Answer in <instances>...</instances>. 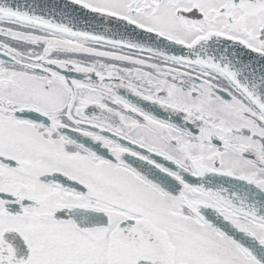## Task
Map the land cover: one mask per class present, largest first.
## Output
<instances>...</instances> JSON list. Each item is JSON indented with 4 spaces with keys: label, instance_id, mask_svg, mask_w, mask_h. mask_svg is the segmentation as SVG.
<instances>
[{
    "label": "snow or ice",
    "instance_id": "snow-or-ice-1",
    "mask_svg": "<svg viewBox=\"0 0 264 264\" xmlns=\"http://www.w3.org/2000/svg\"><path fill=\"white\" fill-rule=\"evenodd\" d=\"M0 264H264V0H0Z\"/></svg>",
    "mask_w": 264,
    "mask_h": 264
}]
</instances>
